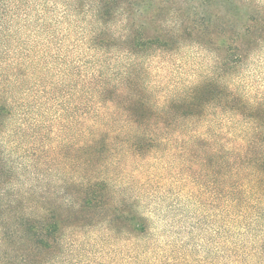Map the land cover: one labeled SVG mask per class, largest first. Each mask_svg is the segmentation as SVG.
Masks as SVG:
<instances>
[{"label":"trees","instance_id":"1","mask_svg":"<svg viewBox=\"0 0 264 264\" xmlns=\"http://www.w3.org/2000/svg\"><path fill=\"white\" fill-rule=\"evenodd\" d=\"M55 1L0 0V44L11 24L28 27L34 4L37 33H48ZM62 4L61 38L31 41L34 58L26 46L16 89L6 87L8 74L0 79V264H70L94 240L146 236L137 197L161 186L209 212L206 227L217 225L216 261L207 254L192 264H264V99L226 83L264 53V1ZM72 26L73 47L86 52L75 65L62 55ZM187 48L206 58L198 82L172 94L145 86L143 59ZM124 57L122 66L106 62Z\"/></svg>","mask_w":264,"mask_h":264},{"label":"rangeland","instance_id":"2","mask_svg":"<svg viewBox=\"0 0 264 264\" xmlns=\"http://www.w3.org/2000/svg\"><path fill=\"white\" fill-rule=\"evenodd\" d=\"M54 1L42 0V3L44 6L52 7ZM55 2L56 11L48 14V18L52 22L48 33L47 31L37 33L38 25L34 19L37 10L36 4L29 8L30 24L28 27L20 29L21 23L16 22L9 26L13 36L8 42L3 40L0 44V79H6L8 74L9 80L12 81L6 87L16 89L13 87L14 81H17L19 85L22 84L19 67L23 64L20 59L23 57L26 46H33L31 41H34L38 47V42L44 41L48 37L58 36L59 39L61 38L59 35L63 28L61 25H57L56 21L59 19L58 13L62 11L63 4L62 0ZM71 28L73 33L63 37L62 47L64 50L62 55L67 62L75 65L82 57H85L86 52L82 46L81 49L73 47L74 40L78 38V33H75L76 28L73 26ZM54 43L57 45L56 42H52V49H54ZM36 46L31 48L30 57L32 58L36 55ZM109 51L114 53L116 49ZM177 55L173 58L164 59L151 53L148 58L143 59L141 69L143 71L146 68L144 70L145 86L154 88L156 92L178 93L181 88L198 82L205 75L206 71L201 68V65L206 61V58L196 59L192 50L188 48L180 51ZM26 56L27 54H24V57ZM126 61L127 59L124 57L116 59V61L112 58V61L106 62L110 66H115V63L118 62L122 66L124 63H128ZM31 69H33L32 66ZM17 76L20 77L19 80H17ZM226 83L233 85L235 91L246 95V97L264 99V53L251 55L248 61L239 67ZM130 161L126 163V169L133 176V163L130 164ZM164 189L161 186L151 190L154 193L152 196H149L150 191L141 193L137 197L139 212L147 220L148 233L146 236L136 238L134 235H124L122 232L121 234L114 233L116 239L105 240L103 244H95L94 240V243L85 245L82 250L76 251L75 249L74 253L70 252L68 258L71 259V263L160 264L167 257L180 254L190 256V264H192L193 259H199L207 254H209L208 257H213V260L216 261L218 256L215 254L216 246L213 244L214 239L212 241L211 235L217 225L206 227L209 212L202 211L197 205L189 203L182 195L172 196L176 191L175 188ZM128 194L133 197V179L132 188L128 190ZM196 214L199 215L198 226L190 228L198 218L195 216ZM102 233V231L95 233L92 235L93 239L98 238Z\"/></svg>","mask_w":264,"mask_h":264}]
</instances>
